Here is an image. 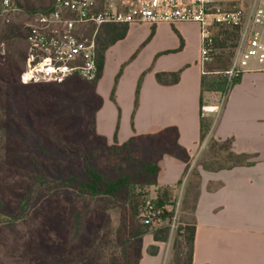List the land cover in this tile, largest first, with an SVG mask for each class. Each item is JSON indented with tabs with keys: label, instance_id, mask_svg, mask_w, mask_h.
Returning a JSON list of instances; mask_svg holds the SVG:
<instances>
[{
	"label": "rangeland",
	"instance_id": "374dc122",
	"mask_svg": "<svg viewBox=\"0 0 264 264\" xmlns=\"http://www.w3.org/2000/svg\"><path fill=\"white\" fill-rule=\"evenodd\" d=\"M16 1L26 12H5L0 5V264H97L119 252L116 229L122 206L104 195L82 193L69 180L79 178L86 164L104 174L116 175L118 171L101 160L106 147L92 137L90 116L96 100L86 93L84 79L69 77L64 86L46 82L24 85L20 81L28 47L25 22L39 1ZM252 2L219 0L223 8H241L245 13ZM212 31L221 33L218 25ZM237 42L216 47L204 67L202 109L207 132L204 138L208 139L199 151L197 164L219 167L232 162L228 142L209 138L207 128L219 117L234 83L225 71ZM139 143L133 150L146 153L143 141ZM119 162L126 170L133 168L124 160ZM196 165L191 176L193 188ZM152 190L157 194V187H149L148 193ZM169 198L170 209L180 201L177 228H170L167 239L158 242L166 251L165 264H187V244L177 229L185 222L192 223L191 210L182 192L176 199L172 193ZM77 210L83 230L73 240L71 228ZM104 239L107 242L103 244Z\"/></svg>",
	"mask_w": 264,
	"mask_h": 264
},
{
	"label": "crops",
	"instance_id": "0c3cea01",
	"mask_svg": "<svg viewBox=\"0 0 264 264\" xmlns=\"http://www.w3.org/2000/svg\"><path fill=\"white\" fill-rule=\"evenodd\" d=\"M196 22H133L124 37L109 45L94 91L95 130L107 144L176 127L188 159L165 153L157 185L173 198L186 195L201 147V98L205 77ZM157 72H179L161 83ZM68 79V78H67ZM208 137L227 141L228 166H196V225L192 264H264V66L251 61L232 84ZM152 190L149 198L155 199ZM181 199V198H179ZM169 208L172 204H168ZM157 246L151 253L149 247ZM164 246L151 232L143 237L138 264H165Z\"/></svg>",
	"mask_w": 264,
	"mask_h": 264
},
{
	"label": "built area",
	"instance_id": "2783aa9c",
	"mask_svg": "<svg viewBox=\"0 0 264 264\" xmlns=\"http://www.w3.org/2000/svg\"><path fill=\"white\" fill-rule=\"evenodd\" d=\"M5 12H26L16 0H2ZM196 22L200 25L199 62L204 67L211 60L214 25L238 27L236 51L228 79H235L251 61L264 66V0H253L250 11L225 9L219 0H45L28 14L25 22L27 51L20 73L23 84L63 82L73 74L96 80L99 65L96 36L103 24L148 22ZM179 200L173 209L147 198L140 216L150 225L167 223L177 228ZM172 210V216L165 212Z\"/></svg>",
	"mask_w": 264,
	"mask_h": 264
},
{
	"label": "trees",
	"instance_id": "16d2710c",
	"mask_svg": "<svg viewBox=\"0 0 264 264\" xmlns=\"http://www.w3.org/2000/svg\"><path fill=\"white\" fill-rule=\"evenodd\" d=\"M1 1L2 0H0V5ZM38 1L39 3L37 6H42V4L45 2V0ZM218 26L221 33L215 35V33L212 31L214 38L212 53L216 47L220 45L224 46L229 41H232L234 46L239 36L238 27L235 25L218 24ZM127 29L128 23H106L101 26L96 36V52L99 65V75L97 79L102 74L105 50L116 40L124 37ZM24 37L26 39V33L24 34ZM218 38L221 40L220 44L217 43V40H219ZM70 77L74 79H83L77 74H73ZM156 78L161 83H174L179 79V72H157ZM237 78H235L234 82ZM96 80H85L84 83L86 87V93L91 95V97L96 100L93 113L90 116V119L92 120L91 134L92 137L98 138L106 147L104 156L101 158V160L112 165V168L117 170L118 173L116 175H112L111 173L104 174L94 166L86 164L84 165V171L81 176L79 178L76 177L70 179L69 184L75 182L82 193H87L92 196L104 195L107 197V200L122 206V219L120 225L116 229V243L119 247V252L116 255L109 257L105 261L98 262L97 264H138L141 255L142 239L143 236L149 232V229L154 227L152 234L155 241L166 240L170 229L167 223L162 225L147 224L140 216L141 207L149 196L148 188L157 185L159 159L165 153L176 155L182 158L184 161H187L188 156L186 150L179 145L177 141L178 131L177 128L173 126L164 128L157 133L135 135L131 136L122 143L108 145L105 137L98 135L95 130V109L100 102L94 91ZM65 81L59 83H46L64 86ZM205 82V77H203V91L205 89ZM202 107L203 97L201 98V139H204L207 132L204 131V113ZM140 141H143L144 147L147 149L146 153H143L139 148L133 150L132 147L134 145H139ZM95 156L99 155L96 154ZM87 159L88 158L86 157L85 161H87ZM120 159L124 160V162L130 163L133 168L131 170H126L124 163L119 162ZM195 188V186L194 188L190 187L185 196L187 208H189L191 212L195 207L197 194ZM171 193L172 192L169 187H157V196L155 201L158 204L166 205L170 200L169 196ZM172 214L173 211L169 210L165 212L164 216L168 217L172 216ZM82 230L83 223L81 220V213L79 210H77L73 214L71 238L73 240L77 239L82 233ZM177 231L180 236H183V241L187 244V264H192L196 225L194 222H185L178 227ZM106 242V239L101 241L103 244ZM149 251L151 253H155L157 251V246H150Z\"/></svg>",
	"mask_w": 264,
	"mask_h": 264
}]
</instances>
